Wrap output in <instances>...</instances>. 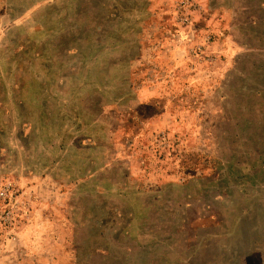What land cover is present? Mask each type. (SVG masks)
Here are the masks:
<instances>
[{"label": "rangeland", "instance_id": "rangeland-1", "mask_svg": "<svg viewBox=\"0 0 264 264\" xmlns=\"http://www.w3.org/2000/svg\"><path fill=\"white\" fill-rule=\"evenodd\" d=\"M0 264H264V0H0Z\"/></svg>", "mask_w": 264, "mask_h": 264}]
</instances>
